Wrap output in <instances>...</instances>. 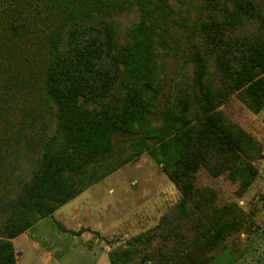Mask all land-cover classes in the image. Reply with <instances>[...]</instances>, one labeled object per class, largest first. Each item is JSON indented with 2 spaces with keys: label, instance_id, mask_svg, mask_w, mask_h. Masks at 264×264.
<instances>
[{
  "label": "trees",
  "instance_id": "obj_1",
  "mask_svg": "<svg viewBox=\"0 0 264 264\" xmlns=\"http://www.w3.org/2000/svg\"><path fill=\"white\" fill-rule=\"evenodd\" d=\"M181 4L0 0V163L9 158L18 181L4 207L0 264H16L12 238L144 151L163 163L180 193L150 237L133 239L161 236L154 264H207L209 249L242 228V215L217 205L215 191L194 186V179L199 169L218 176L264 155L257 138L215 109L231 95L252 113L264 108V0ZM132 5L137 18L120 35L114 16ZM39 36L45 52L33 74L19 65L18 50L26 41L33 47ZM181 40L189 46L185 62L195 69L174 78L180 82L173 107L153 118L162 90L159 57ZM21 74L25 83L37 74L35 109L15 104ZM13 127L15 134L6 135ZM119 131L132 135L125 158L114 152ZM0 173L8 178L5 167ZM249 173L239 189L249 184ZM129 254L128 248L121 253Z\"/></svg>",
  "mask_w": 264,
  "mask_h": 264
},
{
  "label": "rangeland",
  "instance_id": "obj_2",
  "mask_svg": "<svg viewBox=\"0 0 264 264\" xmlns=\"http://www.w3.org/2000/svg\"><path fill=\"white\" fill-rule=\"evenodd\" d=\"M182 2L181 6L186 8L191 0ZM174 4L177 9L179 2ZM118 11L120 13L114 19L121 35L126 26L137 18V10L132 5ZM180 12L181 15L184 13ZM178 24L185 28L180 22ZM43 37H33V47L28 48L26 41L21 51L18 50L23 52L19 65H25L33 74L44 57ZM180 45L176 50L162 49L159 57L162 90L158 97L157 114L152 115L153 118L164 109L173 107L174 87L180 82V78L176 82L174 78L183 71L189 75L195 69V65L185 62L189 46L184 40ZM17 67L14 65V68ZM21 75L15 104L24 102L29 109H35L36 88L33 82L37 74L30 77V83L23 82L24 74ZM25 75L28 77L27 71ZM215 109L221 111L225 119L257 138L264 154V108L258 114L252 113L235 95H231L218 103ZM15 128L5 134L14 135ZM26 130L31 132V129ZM130 136V133L121 131L113 134L114 152L119 153L121 158H125L128 151ZM10 162L6 158L4 163H0V171L5 167L8 175V178H2L0 173V236L7 216L5 204L14 195L18 183L9 170ZM241 162L218 176H213L206 169L196 172L194 186L214 190L217 205L231 206L243 218L242 228L226 235L209 249L207 264H262V259L264 261V155L252 165ZM162 165L146 151L127 162L123 161L114 171L60 205L51 215L38 219L30 228L12 238L16 264H154L151 254L160 245L161 236L151 240L144 238L140 242L133 239L140 234L149 236L162 216L171 215L179 202L180 193ZM22 166L21 169H24ZM247 172L254 174L247 187L239 189L243 178L249 176ZM168 244H171L168 248L171 250L173 245L170 241ZM126 248L130 249V254L123 257L121 253ZM145 254L148 256L143 258Z\"/></svg>",
  "mask_w": 264,
  "mask_h": 264
},
{
  "label": "crops",
  "instance_id": "obj_3",
  "mask_svg": "<svg viewBox=\"0 0 264 264\" xmlns=\"http://www.w3.org/2000/svg\"><path fill=\"white\" fill-rule=\"evenodd\" d=\"M259 247H260V246H259ZM262 262H263L262 264H264V261H263V259H262Z\"/></svg>",
  "mask_w": 264,
  "mask_h": 264
}]
</instances>
